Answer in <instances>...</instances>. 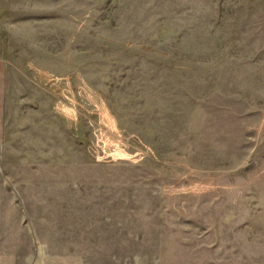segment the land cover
Segmentation results:
<instances>
[{"label": "rangeland", "instance_id": "rangeland-1", "mask_svg": "<svg viewBox=\"0 0 264 264\" xmlns=\"http://www.w3.org/2000/svg\"><path fill=\"white\" fill-rule=\"evenodd\" d=\"M0 264H264V0H0Z\"/></svg>", "mask_w": 264, "mask_h": 264}]
</instances>
